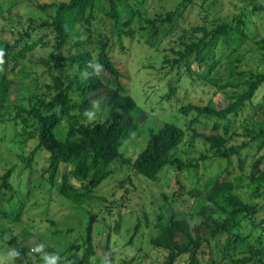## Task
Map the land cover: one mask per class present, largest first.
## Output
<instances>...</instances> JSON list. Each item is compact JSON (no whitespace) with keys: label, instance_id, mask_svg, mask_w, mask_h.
I'll list each match as a JSON object with an SVG mask.
<instances>
[{"label":"rangeland","instance_id":"obj_1","mask_svg":"<svg viewBox=\"0 0 264 264\" xmlns=\"http://www.w3.org/2000/svg\"><path fill=\"white\" fill-rule=\"evenodd\" d=\"M192 3L183 11H179L180 18L174 19V28L168 22L161 21L165 14L175 11L180 0H125L118 8L126 10L121 17L128 19L127 12H133V19L125 31L132 35L123 38L120 44L114 43L110 58L121 73V83L125 93L129 95L141 110L137 119L138 133L120 148L125 158L133 159L141 151L151 131H157L163 124H174L185 132L182 143L175 149L173 155L181 162L196 164L184 170L179 177L185 192L176 197L173 192L176 172L173 168L164 167L156 181H149L134 174L132 169L119 161L113 162L108 171V177L86 199L84 207L95 215L93 225V255L83 258L81 251H71L57 255L70 242L82 246L83 224L85 218L80 210L72 208L68 202L58 194V183L50 185L42 175L46 167L45 156L41 151L33 158L31 173L23 167L25 160L36 146V139L23 141L33 131L26 127L14 125L18 109L21 119L25 118V111L29 109L26 99L36 86V92L45 93V86L50 82L51 69L40 63L41 52L37 50L28 55L9 75L12 81L8 96L7 108L4 110L0 123V176L9 168L15 166L12 176V201L10 204L0 203L6 214L10 207L17 203L23 205L22 215L18 221H11L7 217H0V260L3 264H43L42 253L32 250L43 244V251L59 257L57 264H162L166 252L151 245V240L157 235L158 219L162 215L164 220L182 218V209L195 210L193 200L186 195L196 186L197 178L204 189L209 179L218 176L226 177L233 184L232 193L249 207L256 211L245 213L235 229L242 243L224 255L222 241L213 247L212 258L217 264H232L231 260L242 259L247 256V247L253 246L263 252L259 264H264V200L257 196L259 192L255 186L248 183L247 175L253 161L264 155V147L257 151L263 138L256 139V134L264 125L261 124L258 105L262 102L264 87H260L252 100V105L246 107L236 118L217 121L219 129L213 133V119L197 116L194 112L185 116L179 113V108L186 104L223 108L231 96L233 88L220 90L214 72L207 79L202 78L205 68H196L197 76L187 77L183 68L171 66L173 54L177 51L181 41L185 40L186 31L195 26L212 27L218 21H232L239 16L245 23V34L248 37L234 54L242 55L236 63V70L242 75L249 72H264V50H258L256 43L264 37V0H191ZM68 2V0H0V50L9 43L10 46L20 40V35L28 27L38 26L45 19V15L36 9L38 4ZM93 13L90 34L92 47L97 46L103 37L110 36L112 23L103 14L104 8L98 6ZM154 30L156 36L154 37ZM38 35L46 36L48 32L42 30ZM72 41H83L88 32L77 27ZM234 46H232L233 48ZM12 52V51H11ZM72 52H76L72 49ZM224 50L218 70L225 67ZM94 56V54L92 55ZM219 57V56H218ZM216 56V58H218ZM222 66V67H220ZM224 83V82H223ZM174 89V92L172 91ZM102 92L92 98V108L84 113L87 122H98L105 118L107 105L104 104ZM45 98L44 96H42ZM48 101V100H47ZM46 103V112L54 109ZM82 99L75 91L70 92V104L81 105ZM72 114H77L74 111ZM21 119L16 120L21 123ZM191 121V122H190ZM190 122V124H189ZM70 121L64 118L62 124L55 129L54 135L64 139ZM194 131L201 135L217 134L225 141L226 155L228 150H238L242 168L238 167L235 155L219 159L213 157L208 144L200 137H192ZM229 160V161H228ZM227 161L229 164L227 165ZM226 166L227 171L224 172ZM264 168V166H263ZM205 195L202 196L204 198ZM12 204V205H11ZM221 205H225L220 201ZM190 206V207H188ZM225 208L227 209L226 205ZM224 215L217 211L216 217ZM50 223L59 230H71L67 238H53L49 235ZM11 249L19 252L14 261L7 258ZM184 255L175 264H187ZM201 264H206V258H200Z\"/></svg>","mask_w":264,"mask_h":264},{"label":"trees","instance_id":"obj_2","mask_svg":"<svg viewBox=\"0 0 264 264\" xmlns=\"http://www.w3.org/2000/svg\"><path fill=\"white\" fill-rule=\"evenodd\" d=\"M145 2L147 0H141ZM125 0H68V2L38 4L36 9L45 15L38 26H30L20 35V40L14 45L9 43L0 50V123L3 120L4 110L7 108V96L12 85L9 75L14 73L16 67L28 56L39 50L42 65L51 69L50 82L45 86V93L36 92V86L32 87L27 96L29 109L25 111L26 117L21 119L18 109L11 120L14 125H19L25 132L26 127L33 131L23 141L36 139L35 148L30 152L23 167H27L31 173L34 155L41 151L45 156L46 167L42 175L53 185L58 183V194L63 200L72 205L75 210L85 213L83 224L82 246H74L72 242L63 250L56 252L63 255L71 251H81L83 258L93 255V225L95 215L84 207L86 199L109 175V167L119 161L129 166L134 174L149 181H156L159 173L166 166L175 170V185L177 190L173 192L176 197H181L185 192L179 181L181 173L196 164H185L174 157L175 149L182 143L185 132L174 124H163L157 131H151L141 151L133 158H125L120 148L138 133L137 119L140 113L136 102L125 93L121 83V73L110 58L113 46L112 40L120 44L123 38L129 39L131 33L125 31L129 28L133 19V12L128 19L123 21L121 15L126 12L118 8ZM192 3L191 0H180L175 11L165 14L161 21L168 22L173 30V22L179 11H184ZM105 5V8H104ZM98 6L104 8L103 14L112 23L110 36L103 37L96 48L92 47L93 13ZM77 27L89 33L86 39L72 41ZM46 31L51 39L38 35V31ZM154 30V37L156 32ZM245 23L239 16L232 21H218L212 27L195 26L186 31L185 40L179 42L177 51H172L171 66L183 68L187 77L197 76L196 68H205L202 78L207 79L214 72L218 80V88L226 90L233 88L227 104L223 108L211 106H199L186 104L179 108L182 115L194 112L197 116L213 119L215 121L212 132L219 129L217 121H225L236 118L246 107L252 105L253 97L260 87H264V72H249L242 75L236 70V63L240 62L242 55L234 54L237 47L246 41ZM92 44V45H91ZM232 46H234L232 48ZM258 50H264V37L256 43ZM75 49L76 52H72ZM228 50L225 56V67L218 70L223 51ZM12 51V52H11ZM94 54V56H92ZM216 56L218 58H216ZM222 67V66H220ZM224 82V83H223ZM75 91L82 99L81 105L70 104V92ZM174 92V89H172ZM102 92L103 101L107 105L105 118L98 122H87L84 113L92 108V97ZM44 96L45 98H43ZM48 100V101H47ZM54 109L46 112V103ZM261 124L264 125V94L262 102L258 105ZM74 111L77 114H72ZM64 118L70 121L64 139H58L54 131ZM21 119V123L16 120ZM191 122V121H190ZM189 122V124H190ZM192 137H200L208 144L213 157L219 159L229 158V154L235 155L238 167L242 168L238 150H228L226 155V141L217 134L201 135L191 132ZM256 139L263 138V142L257 147L261 151L264 147V133L259 130ZM229 161V160H228ZM227 161V165L229 162ZM264 155L256 158L247 175L248 183L255 186L264 200ZM226 166L224 172L228 169ZM15 166L7 169L0 176V203L10 204L12 201V176ZM199 178L196 186L186 192L195 210L182 209V218L170 217L164 220L160 215L157 235L151 240V245L156 249H162L167 254L162 264H175L178 258L187 257V264H201L200 258H206V264H217L210 255L213 247L217 248L218 240L222 241V250L227 255L230 250L243 240L238 238L235 229L245 213L255 212L253 207L244 204L240 198L232 193L233 184L226 177L218 176L209 179L201 188ZM204 198H202V196ZM220 201L222 204H219ZM12 205V204H11ZM190 207V206H188ZM23 205L17 203L16 207H10L8 214L1 209L0 217H7L11 221H18L22 215ZM217 211L224 215L217 218ZM261 223L264 224V221ZM71 230H59L50 223L49 235L53 238H67ZM249 256L242 259L231 260L232 264H259L263 252L253 246L247 247Z\"/></svg>","mask_w":264,"mask_h":264},{"label":"clouds","instance_id":"obj_3","mask_svg":"<svg viewBox=\"0 0 264 264\" xmlns=\"http://www.w3.org/2000/svg\"><path fill=\"white\" fill-rule=\"evenodd\" d=\"M43 244L37 245L32 251L36 253H42L43 264H57L59 257L55 254H49L43 251ZM19 257V252L16 249H11L7 253V258L14 261L15 258ZM0 264H3V260H0ZM71 264V262H69Z\"/></svg>","mask_w":264,"mask_h":264}]
</instances>
